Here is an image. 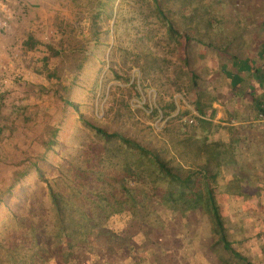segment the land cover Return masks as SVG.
Listing matches in <instances>:
<instances>
[{"label": "rangeland", "instance_id": "1", "mask_svg": "<svg viewBox=\"0 0 264 264\" xmlns=\"http://www.w3.org/2000/svg\"><path fill=\"white\" fill-rule=\"evenodd\" d=\"M158 1L175 23L172 32L152 0H0V20L7 26L5 33L0 30V69L8 66L10 78L0 93L2 264H11L5 259L8 246L27 250L34 238L46 250L56 244L58 223L35 165L62 189L65 183L82 181L88 187L95 181L94 173H80L72 165L84 169L96 163L100 143L65 98L78 105L86 121L108 132L131 138L135 129L147 128L156 136L178 138L187 149L185 165L189 151L216 158L218 186L210 185L222 204L228 238L252 263L264 264V126L258 125L264 103L257 101L264 93L251 97L242 80L233 84L230 77L237 59L230 44L233 26L244 22L251 6L264 10V0ZM177 8L183 16L175 13ZM193 9L211 19L207 36L202 23L195 30V20L188 21ZM28 38L36 44L33 49L24 47ZM151 58L158 59L156 67L145 62ZM99 169L116 178L121 174L115 161H104ZM237 185L240 190L233 191ZM151 206L144 204L126 225L115 224L121 234L114 240L105 229L93 233L102 234L92 239V248L101 254L97 264H130L139 254L144 264H162L169 254L181 257L188 246L187 253L201 254L206 262L205 213L168 218ZM164 218L165 227L158 229L157 219ZM170 237L174 241L168 244ZM213 255L229 260L218 246ZM47 264L61 262L50 259Z\"/></svg>", "mask_w": 264, "mask_h": 264}, {"label": "trees", "instance_id": "2", "mask_svg": "<svg viewBox=\"0 0 264 264\" xmlns=\"http://www.w3.org/2000/svg\"><path fill=\"white\" fill-rule=\"evenodd\" d=\"M152 1L155 13L165 23L167 30L172 32L175 23L169 17L164 4L159 3L158 0ZM181 11L177 8L175 13L181 17L183 16V11ZM191 11L192 16L188 21L195 20V30L197 25L202 23L204 25L203 35L207 36L212 28L211 19L207 17L206 12L205 17H200L197 9ZM35 45L31 38L24 42L26 49H33ZM147 61L151 66L158 65L157 58L145 60ZM183 63L187 65L186 60ZM197 94L200 97L201 94ZM64 102L74 109L82 125L89 129L100 143V148H96L94 154L98 159L96 163L88 167L87 165L82 166L85 167L84 169L72 165L80 173H94L92 175L95 181L88 187L82 185V181L78 184L71 182L73 186L65 183L62 189L58 184L53 186L43 171L35 165L36 176L47 188L48 201L58 223L57 226L55 225V228L57 227L54 236L56 244L46 250L45 244L34 238L31 248L27 250L23 249L20 244L14 248L8 246L5 254L7 261L11 264H47L52 259L60 261L61 264H97L101 254L92 248V242H94L92 239L102 237V234L96 233L93 236V233L105 229L114 240L118 234H121V230H118L115 224L126 225V222L132 220L137 214L139 208L148 203L152 205L153 211H157V215L163 217L167 215L168 218L176 217L174 214L177 213V219H184L196 210H202L208 219L209 242L207 251L205 250L207 263L200 257L201 254L199 256L197 253V257H194L195 252L187 253L191 249L188 246L181 257L169 254V260L162 264H177L178 262L192 264L191 257L194 258L195 263L202 264H254L248 257L242 255L228 238L221 215L222 204L215 199L210 185L214 183L218 186L219 164L216 158L209 155L201 157L196 152L189 151L190 163L185 165L183 155L186 154L187 149L180 146L178 138L173 141L166 136V133L156 136L147 128L135 129L131 138L123 136L119 131L108 132L86 121L79 112L77 104L68 102L66 98ZM168 107L170 111L174 110L173 104ZM125 111L130 117L128 106H125ZM198 112L202 114L203 108L198 109ZM262 114L264 117V110ZM116 116L117 114L113 118ZM47 143L54 144V136ZM104 161H115L121 167L119 177L116 178L99 169V165ZM211 166H214L212 171ZM226 183L230 186L233 182ZM202 186H204L203 190ZM231 189L238 191L240 187L237 185V188ZM75 199H80V204ZM203 201L205 205L201 206ZM118 215L125 220H117ZM157 222L158 229L164 228L167 219H157ZM183 223L185 221L182 220L181 225ZM149 230L150 226H146L145 231L149 232ZM169 239L171 240H168V244L174 241L172 237ZM216 246L226 253L229 259L227 263L213 255ZM52 249L53 252H49ZM145 251L143 250L142 253ZM149 251L151 250L146 252L149 253ZM149 255L152 254L149 253L148 257ZM138 256L137 259L131 260L130 264H144L145 262H141Z\"/></svg>", "mask_w": 264, "mask_h": 264}, {"label": "crops", "instance_id": "3", "mask_svg": "<svg viewBox=\"0 0 264 264\" xmlns=\"http://www.w3.org/2000/svg\"><path fill=\"white\" fill-rule=\"evenodd\" d=\"M249 10L248 16L246 13L242 16L244 22L235 23L233 26V38L230 44L234 48L233 54L237 59L230 66V77L233 84H239L242 80V88L247 89L251 97L255 94L262 97L264 93V10L257 6H251ZM236 61L242 64L243 70L239 71L240 67L237 66ZM245 81L248 82V86ZM257 101L260 104L264 103V98ZM260 124L264 126V120L260 119L258 125Z\"/></svg>", "mask_w": 264, "mask_h": 264}, {"label": "built area", "instance_id": "4", "mask_svg": "<svg viewBox=\"0 0 264 264\" xmlns=\"http://www.w3.org/2000/svg\"><path fill=\"white\" fill-rule=\"evenodd\" d=\"M6 27H7L6 22L0 20V30H2L3 33L6 32ZM2 60L3 61L8 60L7 56H5V52L2 55ZM9 84H10V78H9L8 66H2L0 69V93L3 92L5 89H7L9 87Z\"/></svg>", "mask_w": 264, "mask_h": 264}]
</instances>
